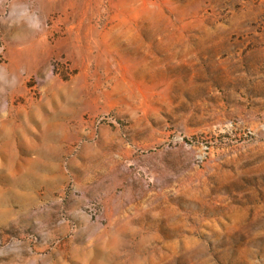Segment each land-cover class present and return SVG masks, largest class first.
<instances>
[{
    "label": "rangeland",
    "instance_id": "rangeland-1",
    "mask_svg": "<svg viewBox=\"0 0 264 264\" xmlns=\"http://www.w3.org/2000/svg\"><path fill=\"white\" fill-rule=\"evenodd\" d=\"M0 264H264V0H0Z\"/></svg>",
    "mask_w": 264,
    "mask_h": 264
}]
</instances>
